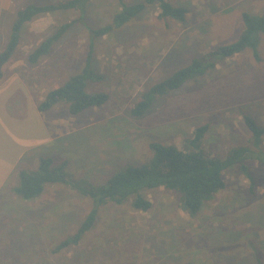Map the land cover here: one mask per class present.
<instances>
[{
  "label": "rangeland",
  "instance_id": "374dc122",
  "mask_svg": "<svg viewBox=\"0 0 264 264\" xmlns=\"http://www.w3.org/2000/svg\"><path fill=\"white\" fill-rule=\"evenodd\" d=\"M61 1L0 0V50L19 10ZM169 1L187 9L185 23L161 19L159 9L148 6L125 27L95 37L92 31L113 22L121 2L142 0H93L84 19L37 64L29 62L30 53L80 13H50L25 28L0 79V264H264V163L255 160L246 161L254 186L239 165L226 171V189L196 217L180 208L177 193L160 188L146 193L153 204L148 212L131 201L103 207L80 243L59 253L56 247L88 217L91 200L64 184H47L34 200L12 193L17 173L31 170L20 157L47 139L44 127L55 144L42 154L64 165L75 182L94 185L149 162L150 143L183 148L208 125L205 151L226 157L250 144L246 118L264 128V35L259 59L247 49L219 61L205 76L159 97L143 117L131 114L155 84L238 40L243 13H264V0ZM89 59L98 79L89 81L88 91L108 94V102L77 116L65 104L41 112L47 92L80 73Z\"/></svg>",
  "mask_w": 264,
  "mask_h": 264
},
{
  "label": "trees",
  "instance_id": "16d2710c",
  "mask_svg": "<svg viewBox=\"0 0 264 264\" xmlns=\"http://www.w3.org/2000/svg\"><path fill=\"white\" fill-rule=\"evenodd\" d=\"M91 2L93 0H65L50 5H28L19 10L13 18L5 47L0 50V79L3 77L4 66L18 50L27 25L50 13L60 11L80 13V17L60 26L30 53L29 62L37 64L51 53L55 44L75 23L84 19ZM148 6H156L161 19L180 23L187 21V9L173 5L169 0H142L141 3L132 5L121 2V8L115 13L113 22L105 28L92 31L93 35L103 37L113 29L125 27L136 20ZM242 19L245 28L238 40L194 59L189 66L155 84L133 106L131 114L136 118L143 117L159 97L167 96L182 88L187 82L205 76L219 61L234 57L247 49L253 51L255 57L259 59L256 54L264 35V13L253 15L245 12ZM95 76L89 59L80 73L72 76L63 86L47 92L39 110L47 112L60 104H65L69 107L70 113L77 116L90 108L105 105L109 100L108 94L88 91L89 81ZM246 123L252 134L250 144L231 150L226 157L214 156L205 151L204 137L209 128L205 125L196 129L194 137L187 139L183 148L171 144L150 143L152 156L149 162L142 166L124 167L106 184L94 185L87 180L77 183L66 174L65 166L57 165L53 157H41L36 170L19 172V185L12 191L25 200H34L41 196L47 184H64L91 200L92 208L86 220L73 236L56 247L55 253L78 245L96 225L101 209L109 204L122 205L131 201L134 209L150 211L153 204L146 197V193L160 188L177 193L180 197V208L189 216L196 217L206 204L214 201L217 195L226 189L224 180L226 171L239 165L241 172L254 186L255 181L246 161L264 163V128L250 117L246 118Z\"/></svg>",
  "mask_w": 264,
  "mask_h": 264
},
{
  "label": "crops",
  "instance_id": "0c3cea01",
  "mask_svg": "<svg viewBox=\"0 0 264 264\" xmlns=\"http://www.w3.org/2000/svg\"><path fill=\"white\" fill-rule=\"evenodd\" d=\"M44 129H45V132L47 134V139L44 142L38 144L36 147L31 148L29 150V151H31V154H29V152H23L21 157H20V160H21V164L20 165H22V163H23L24 165H22V167L23 166L27 167V168L31 169V171H34V170H36L38 168V165H36V164L39 162V158L44 157V156L51 157V156H49L47 154H42V153H45L43 150L47 149L46 145L51 148L55 144L54 143L55 140H53L50 137L49 129L46 128V127H44ZM25 154L27 155V157H25V158L22 157ZM22 170H25V169L22 168ZM26 170H28V169H26ZM19 172L17 174H19ZM9 176H10L9 171H7V175H6L5 181L8 179ZM11 177H13V176H11ZM12 193H14V192H12Z\"/></svg>",
  "mask_w": 264,
  "mask_h": 264
}]
</instances>
